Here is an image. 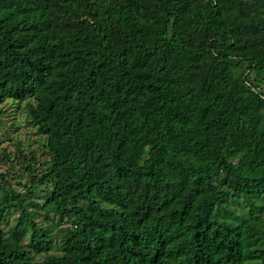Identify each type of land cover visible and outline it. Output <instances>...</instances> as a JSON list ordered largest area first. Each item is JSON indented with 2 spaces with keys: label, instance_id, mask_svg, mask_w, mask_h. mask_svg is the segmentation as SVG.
Instances as JSON below:
<instances>
[{
  "label": "trees",
  "instance_id": "trees-1",
  "mask_svg": "<svg viewBox=\"0 0 264 264\" xmlns=\"http://www.w3.org/2000/svg\"><path fill=\"white\" fill-rule=\"evenodd\" d=\"M261 85L264 0H0V264H264Z\"/></svg>",
  "mask_w": 264,
  "mask_h": 264
},
{
  "label": "rangeland",
  "instance_id": "rangeland-1",
  "mask_svg": "<svg viewBox=\"0 0 264 264\" xmlns=\"http://www.w3.org/2000/svg\"><path fill=\"white\" fill-rule=\"evenodd\" d=\"M253 77L254 76H251L250 79H252ZM261 87H264V85H261ZM0 111H2L3 113L0 114V123L4 124L3 126H0V154L2 148H7V150L10 152V155L13 156L16 149L15 145L16 143H19L18 147L22 151V153L26 154L27 151H34L37 158L41 156V138L35 132L34 127L30 126L27 122L24 103H20L18 106H13L10 105L9 101H6L0 107ZM9 169V162L5 164L0 163V172ZM11 185H13V183ZM16 191L22 193L23 188H16ZM36 195L38 199L39 197L40 199H42L40 193H37ZM236 209L239 210L240 208L236 207ZM37 222L40 226L47 227L46 224L42 221V217H39ZM13 223L14 215L10 214L3 222V231L5 232L7 228ZM52 232L56 234H62L63 225L60 224L58 228L52 229ZM22 240L23 242L25 241V235H23Z\"/></svg>",
  "mask_w": 264,
  "mask_h": 264
}]
</instances>
